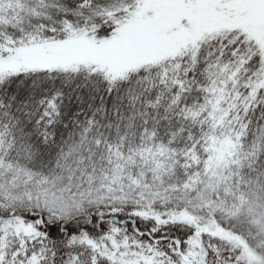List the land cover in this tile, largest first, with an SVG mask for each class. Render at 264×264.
Here are the masks:
<instances>
[{
    "label": "snow or ice",
    "instance_id": "1",
    "mask_svg": "<svg viewBox=\"0 0 264 264\" xmlns=\"http://www.w3.org/2000/svg\"><path fill=\"white\" fill-rule=\"evenodd\" d=\"M0 264H264V0H0Z\"/></svg>",
    "mask_w": 264,
    "mask_h": 264
}]
</instances>
